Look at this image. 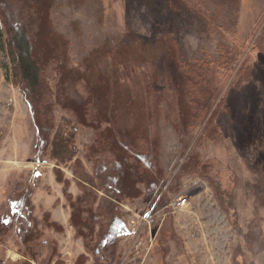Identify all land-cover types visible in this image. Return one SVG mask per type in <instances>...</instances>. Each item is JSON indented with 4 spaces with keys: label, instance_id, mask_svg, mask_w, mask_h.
I'll return each mask as SVG.
<instances>
[{
    "label": "trees",
    "instance_id": "trees-1",
    "mask_svg": "<svg viewBox=\"0 0 264 264\" xmlns=\"http://www.w3.org/2000/svg\"><path fill=\"white\" fill-rule=\"evenodd\" d=\"M77 1L83 0H71ZM168 5L176 16L198 22L203 34L235 35L240 0H168ZM55 7L56 0H0V50L7 57V77L22 93L36 129V161L44 155L55 160L54 172L65 186L75 235L86 252L96 255L95 264H119L117 242L128 232L122 202L146 197L150 204L165 203L168 178L160 159L161 123L172 124L186 152L181 173L204 175L210 165L203 162L197 146L223 129L219 119L227 106L222 95L226 74L234 70L240 54L222 44L216 58L189 60L179 40L181 31L170 21L172 26L159 31L153 42L124 34L106 40L74 64L70 41L53 23ZM225 15L228 27L222 23ZM243 70L247 74L231 85L253 82L252 67L244 65ZM57 108L69 113L66 128L58 123ZM83 130L92 136L81 150L77 138ZM249 137L253 151L258 156L264 153L260 121ZM64 167L73 180L65 176ZM72 182L79 189L77 195L70 190ZM31 195L29 188L23 192L16 218L10 221L15 227L23 223L22 242L35 256L32 243L37 232L21 212ZM44 217L48 227L64 231L48 212ZM106 248L109 257L102 254ZM87 257L81 254L78 261L84 264ZM55 264L64 263L58 259Z\"/></svg>",
    "mask_w": 264,
    "mask_h": 264
},
{
    "label": "rangeland",
    "instance_id": "rangeland-1",
    "mask_svg": "<svg viewBox=\"0 0 264 264\" xmlns=\"http://www.w3.org/2000/svg\"><path fill=\"white\" fill-rule=\"evenodd\" d=\"M239 6L233 36L230 32L201 33L198 22L190 23L171 12L168 0H56L53 23L70 41L74 64L106 40L124 34L153 42L172 22L181 31L179 40L189 60L216 58L222 44L240 54L234 70L226 74L228 83L222 95L227 106L219 119L223 129L218 137L197 146L203 162L210 165L204 175L181 173L186 152L172 124L161 123L160 159L168 178L165 203L150 204L146 197L122 202L128 232L117 242L119 264H264V153L258 156L253 151L249 137L258 121L264 128V0H240ZM12 10L16 14L13 6ZM227 19L225 15V27L230 26ZM7 62L0 50V264H55L58 259L66 264L69 257L81 264L77 257L83 244L74 228L67 225L58 232L48 227L45 213L33 203L36 188L47 189L55 160L44 155L36 161V129L22 93L7 77ZM244 65L252 67L253 82L231 85L233 79L247 74L240 71ZM128 81L134 83V79ZM56 116L66 128L69 113L57 108ZM91 136L88 130L79 133L81 150ZM27 188L32 193L31 205L21 212L37 232L32 243L35 256L22 242L19 230L23 223L15 227L10 221L16 218ZM70 189L79 191L76 186ZM181 199L185 201L179 203ZM65 248L70 256L63 254ZM109 252L106 248L102 254L109 257ZM87 256L84 264H95L96 255L87 252Z\"/></svg>",
    "mask_w": 264,
    "mask_h": 264
},
{
    "label": "crops",
    "instance_id": "crops-1",
    "mask_svg": "<svg viewBox=\"0 0 264 264\" xmlns=\"http://www.w3.org/2000/svg\"><path fill=\"white\" fill-rule=\"evenodd\" d=\"M65 176L68 179L73 180L72 173L65 171ZM72 186H76L74 182H72ZM71 192H73L74 195L79 194V191L77 193L75 189L71 190ZM33 203L35 204V206H37L43 211V214L48 212V214H50L51 216V220L58 222L64 228L67 229V225H70V227L72 226L71 208L65 197V186L63 183L57 180L56 174L54 172V167L50 172L47 189L45 187H41V188L37 187L33 195ZM67 249L65 248L63 250L64 251L63 254L65 255V257L68 255L70 256V252H68ZM60 253L62 254V252L59 249V254ZM81 254H87L84 244L77 258H79ZM68 260L73 262V260H71L70 257L68 258ZM73 264H76V262H73Z\"/></svg>",
    "mask_w": 264,
    "mask_h": 264
},
{
    "label": "built area",
    "instance_id": "built-area-1",
    "mask_svg": "<svg viewBox=\"0 0 264 264\" xmlns=\"http://www.w3.org/2000/svg\"><path fill=\"white\" fill-rule=\"evenodd\" d=\"M184 201H185L184 199H181V200H179V203H182V202H184ZM66 264H73V262H71V261H66ZM88 264H91V263L89 262Z\"/></svg>",
    "mask_w": 264,
    "mask_h": 264
}]
</instances>
